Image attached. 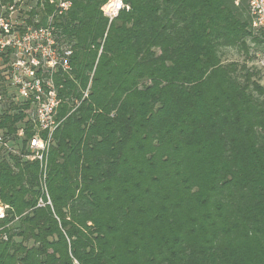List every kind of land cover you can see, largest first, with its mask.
I'll return each instance as SVG.
<instances>
[{"label":"trees","instance_id":"1","mask_svg":"<svg viewBox=\"0 0 264 264\" xmlns=\"http://www.w3.org/2000/svg\"><path fill=\"white\" fill-rule=\"evenodd\" d=\"M105 1L55 21L71 55L45 176L25 114L0 112L25 128L0 148V264H264V85L223 58L264 30L245 0H123L111 21Z\"/></svg>","mask_w":264,"mask_h":264},{"label":"built area","instance_id":"2","mask_svg":"<svg viewBox=\"0 0 264 264\" xmlns=\"http://www.w3.org/2000/svg\"><path fill=\"white\" fill-rule=\"evenodd\" d=\"M249 6L251 26L264 30V0H245ZM73 0H0V62L4 63L3 89L6 98L32 124L22 156L39 160L45 176L46 155L52 134L59 126L57 109L60 99L54 82L55 72L70 69L71 50L57 40L55 21L71 8ZM125 7L123 0H106L102 14L111 21ZM23 124V123H22ZM0 129V148L19 153L15 144L25 138V128L14 134ZM42 190L47 193L45 184ZM48 199V196H47ZM50 203L49 199L46 201ZM43 204L40 199L38 205ZM4 207L0 204V217Z\"/></svg>","mask_w":264,"mask_h":264},{"label":"rangeland","instance_id":"3","mask_svg":"<svg viewBox=\"0 0 264 264\" xmlns=\"http://www.w3.org/2000/svg\"><path fill=\"white\" fill-rule=\"evenodd\" d=\"M260 31V30H258ZM226 61L237 60L239 62L245 63L248 67H252L255 70H258L260 76V83L264 85V47L263 45H253L251 44L249 47L248 55H245L243 51L227 48L224 50V57ZM4 63L0 62V93L3 89V73H4ZM11 106L8 100L4 97L0 100V112L3 110H7ZM10 109V108H9ZM23 124L18 123L17 126H21Z\"/></svg>","mask_w":264,"mask_h":264}]
</instances>
